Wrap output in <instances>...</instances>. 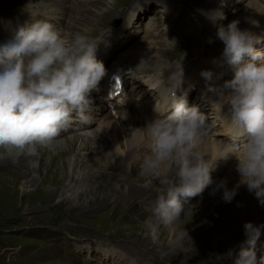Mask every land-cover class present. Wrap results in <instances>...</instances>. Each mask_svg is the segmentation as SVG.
<instances>
[{
    "label": "rangeland",
    "instance_id": "rangeland-1",
    "mask_svg": "<svg viewBox=\"0 0 264 264\" xmlns=\"http://www.w3.org/2000/svg\"><path fill=\"white\" fill-rule=\"evenodd\" d=\"M218 1L225 18L209 19L211 28L205 31L206 18L211 15H205L203 0H0V43L10 39L15 28L34 20L51 22L68 39L77 33L92 39L109 27L106 37L97 42L109 53L104 65L106 70L117 60L150 51L155 52L148 57L152 63L162 61L159 68L171 63L183 74L181 70L189 72L192 61L197 58L193 56L195 40H204L211 30L217 35L218 28H226L233 20L239 21L238 27L243 24L244 0ZM164 2L172 5V9L164 6ZM256 3L264 9V0H256ZM123 7L126 8L121 10ZM45 14L51 18L46 19ZM261 16L254 17L257 24ZM114 19L124 21L119 27L110 28ZM10 24L11 35L6 34V26ZM254 30L258 33L263 30L257 34L261 42L254 47L264 52V23ZM210 39L205 41V49L203 41L196 47L204 58L223 44L219 40L220 44L216 45ZM219 61L214 57L197 63L193 71H199L201 66L206 70L215 66L217 70ZM227 67L221 70L228 74L221 83L232 77V70ZM195 78L198 80L197 76ZM194 91L192 94L190 91L188 99L185 97L189 106L201 96L200 91L195 94ZM97 96L94 92L89 97L94 122L83 127L73 125L62 133L54 150H41L36 157H20L14 162L0 149V264H233L235 256L230 257L231 260L224 257L232 246L235 250L245 241L242 237L236 239V234L243 235L237 233L240 225L247 223L241 216L245 210H241L238 203L245 202L250 192L245 186H239L235 199L226 204V209L219 215L209 216L216 203H225L223 190L210 195L215 183L225 180L230 190L239 183L236 158L229 155L223 161L218 159L221 172L211 175L214 184L191 198L181 219L171 228H162L158 243H153L147 235L145 221L161 188L157 181L146 186L148 178L140 174L139 165L145 150L136 152L128 162L118 166L117 153L113 152L104 128L105 122L114 118L112 126L118 134L122 132V126L117 123L120 110L135 111L141 113L145 121L151 120L147 115L150 104L142 111L143 108L140 110L134 103L126 102L115 111ZM131 98V102L136 99ZM196 105L200 106V99ZM214 109L218 128L210 122L209 115L207 122L211 131L203 143L228 149L230 141L223 135L221 118ZM144 127L140 126L142 133ZM98 145L103 147V152L96 149ZM128 152L126 148L118 152L122 161ZM214 156L208 160L209 164L214 162ZM215 164L211 173L216 171ZM133 188L145 190L130 193ZM253 195L250 194V201L255 199L257 204L259 201ZM253 215L254 211L249 216L250 223L254 221ZM183 229L187 235L182 245L173 248L169 241ZM255 251L257 256L264 254V240H257Z\"/></svg>",
    "mask_w": 264,
    "mask_h": 264
},
{
    "label": "clouds",
    "instance_id": "clouds-1",
    "mask_svg": "<svg viewBox=\"0 0 264 264\" xmlns=\"http://www.w3.org/2000/svg\"><path fill=\"white\" fill-rule=\"evenodd\" d=\"M224 18L223 13H214V19ZM238 24L233 20L217 30L224 45L217 63L220 68L227 65L232 77L218 83L223 71L201 72L207 90L227 100L230 147L215 160L234 156L240 177L231 190L225 180L215 183L210 195L223 190L222 200L230 203L238 187L245 185L264 205V52L254 47L262 38L241 30ZM96 51V40L79 33L68 39L47 20L24 24L0 43V149L14 162L36 157L41 150H54L62 133L73 125L94 122L89 97L99 90L106 74ZM175 89L162 108L154 109L156 115L146 122L145 138L139 145L145 149L139 167L140 174L148 178L146 186L157 181L161 188L145 221L153 243H158L162 228H171L181 219L191 198L214 184L215 160L209 164L199 151L211 131L207 117L185 98H178ZM261 228L264 225H244L246 239L233 264H264V254L257 256L255 251ZM185 235L184 229L175 233L170 246H181ZM232 255L229 250L224 258Z\"/></svg>",
    "mask_w": 264,
    "mask_h": 264
},
{
    "label": "bare ground",
    "instance_id": "bare-ground-1",
    "mask_svg": "<svg viewBox=\"0 0 264 264\" xmlns=\"http://www.w3.org/2000/svg\"><path fill=\"white\" fill-rule=\"evenodd\" d=\"M203 1H204V4L206 5V10H205L206 13H205V15H208V14L211 15V16H209L208 19L205 17L206 20H207V22H208V24H206V27L204 28V30L205 31H208V28L209 29L211 28V24H212L211 21L216 20V19H214V13H216L217 11H219V12H221V13L224 14V12L222 10H220V7H219L220 6L219 5L220 3H219L218 0H203ZM243 2H245V4L243 5V7L246 6V15L244 17L243 24L239 28L241 30H248V31H250V32H252V33H254L256 35L257 34H260L261 32H263V30H260V32L258 33L254 29H255V27L257 25H260V24L264 23V9H263V7L258 6L257 3H256V0H244ZM167 3L168 2H164L163 4L167 8L168 7H171V9H172L173 6L172 5L168 6ZM260 14H262V16L259 18L260 19V23L257 24L258 21L257 20H254V17H258V15H260ZM45 15H43V16L46 19L51 18L48 14H45ZM167 15H168V13H167ZM179 15H181V13H179ZM1 20H2V18L0 17V25H1ZM11 24H10V26H6V34L7 33L9 35L12 34L11 31H10ZM21 26L22 25H20V27ZM213 27L214 26H212V28ZM19 28H15L14 31L16 32ZM108 31L105 32L100 38L101 39H104L106 37V35L109 33ZM166 31H167V28L165 27L164 32L166 33ZM166 35H167V33H166ZM210 38L213 39V41L216 43V45L220 44L217 35L215 33H213V31L211 30L210 33L207 34V37L204 40H201V39L200 40H195V44H194L195 50L193 49L194 50V55L193 56L197 57L196 59H199V58L203 57V54L198 53V51H197L198 48H196V47L203 41L204 42L203 43V48L205 49V47H206L205 41L207 42V40H209ZM211 42H212V40H211ZM100 43L101 42L97 43V47H99L102 50H104L105 51V54L109 57L108 51L104 47H102L100 45ZM223 48H224V46H223V44H221V46L217 50H213V51L209 52L208 53V54H210L209 57H207V58H204L203 57L204 58V62L206 60L213 59L214 57H218L219 59H221V55L219 56V54L221 52H223ZM192 51H188L187 53L192 52ZM132 54H134V53H132ZM198 54H200L202 56H199ZM154 55H155V52L153 53V52H150V51H145V52H142V53L141 52L140 53L138 52L137 54H134V55L130 56L131 59H121V60H117L115 63L112 64L111 68L114 67V68H120L121 70H123V69H125V67H131L133 65L138 66L139 64H143V63H145L147 61H150L151 59H148V57L149 56H154ZM158 57H159V54L157 55V58ZM158 60H157V63H156V61L154 63L151 62V64L149 63V65H151L154 69L160 71V73L163 74L161 76V78H162L161 84H163V86H162L161 91H160V96H162V98L160 99V101L158 102V104L152 108V112H153L154 116L156 115V113L154 112V109L159 110L160 108H162L168 102V100L166 99L168 93H169V95L172 96V94H173L172 92L175 89L174 84L176 85L178 83V78L180 76V74L177 73L178 69L173 67L174 64H171L170 63L169 66H165V64H164V66L162 68L161 67L159 68V64L162 61L160 60V63H159ZM120 66H122V67H120ZM194 67H193V70H194ZM136 68H133V69H136ZM213 68H216V67L213 66ZM195 70L196 71H193V75L191 73L187 77V83L186 84H187L188 90H184L182 92H181V90L184 89V86L182 85L184 75H181L180 76L181 83L175 89V94H177V96L179 95V97H183V98H185L187 96V98H188L190 91H191V94H192V92L194 90H195L194 91V94H195V92L197 90L195 89V87L192 88V83H195V82H198L199 81V79L197 80L195 78V76H197L198 78H200L199 77V72L202 71V69L200 68L199 71H198V69H195ZM217 70L221 71L222 68H220L219 66H217ZM227 70H229L228 67H227ZM181 71L184 72V69L181 70ZM175 75H176L177 79L172 80L171 76H175ZM224 76L227 77L228 74L225 73ZM143 77L148 79L147 80L146 87H148V86H151L152 87L153 80L151 79V76L149 74V70L146 69V74ZM192 78H193V80H192ZM165 83L168 84V85H166ZM137 84H138L137 82L133 81L130 86H127L126 85V81L123 82V85H122V88H121L122 93L120 94V98L121 97H123V98H121L119 100V102H117V104L115 103V101H114V104H112V105H114V108L113 109L115 111L117 109H119L120 106L124 105L126 102H128L129 104H133L134 103L133 104L134 107H139L140 110L143 108L142 111H145V108H147V106H148L147 105L148 102H145V96H144V94H142V93L139 92V89H138ZM166 91H168V93L165 94ZM94 92H96L98 94V91H93L92 93L94 94ZM130 92L132 93V96H131V93ZM207 93H208V95L214 96L221 104L226 105V103H227L226 98H221L219 100V97L217 95H215V94H213V93H211L209 91ZM133 96L136 99H134V101L131 102L130 99ZM97 97H100L99 94H98ZM198 99L195 102L193 101L194 103H192V106L193 105L194 106H197L196 104L198 102ZM139 100L141 102H139ZM204 101L208 102L209 100H207V98L205 96L202 97V99L200 101V106L198 107L199 111L202 112V113H205V116L207 117L208 120H210V118H208V117H209V115H211L212 120H210V122L215 125V128H218V124H217L218 118L209 109H206L205 107H203L204 106V103H203ZM104 103L106 104L105 101H104ZM138 103H140V106H136V104H138ZM226 107H227V105H226ZM135 110H136V108H135ZM206 110L207 111H210V112L209 113H206L205 112ZM129 112H124V111H121L120 110V112L118 113L117 123L122 126V132L120 134H118L117 130H115V126H112V124H113L112 122H114V118H110L104 124L105 132H106V134H107V136H108V138H109V140L111 142V147L113 149V152L117 153V155H116V157H117L116 164L118 166L123 165L125 163V161L128 162V159L131 156H134L136 154V152H139V151L141 152V150L143 149V148H140L139 145L142 143V141L145 138V132L142 133V130L140 129V126L141 125L142 126H146V122L148 120L145 121L144 119H142L141 118L142 117V114L141 113H138L137 114L135 111H131L130 113ZM147 115L150 118L149 112H147ZM220 128L222 130L223 135L226 136V139L230 141V138H231V127H230V123H229V121H228L227 118L221 123ZM119 135H122V138L119 137ZM201 145L202 146L199 147V151L201 152V154L205 157V159L207 161L209 159H211L212 156L215 155L213 157V161H214L224 150L227 149V148H223V147L221 149H219V147L216 146L214 143H211V144H208V145H206L205 143H202ZM125 148L129 152L127 153L128 156L126 155L125 160L122 161V159L118 155V152L119 151L121 152V150H123ZM96 149L97 150H101V152L104 151L103 147L100 146V145H98V147H96ZM143 150H145V149H143ZM219 159L221 161L224 160L223 158H219ZM215 163H216L215 164L216 171H214L213 173H211V175L217 176V175H219V172H221L220 171V163L218 162V159L215 160ZM241 186H245V185H240V187ZM245 188H247V187L245 186ZM135 190L136 191H139V193H141L145 189H136V188H133L130 191V193H134ZM250 194L251 193H249V195H248L249 196L248 199H244V200H246L245 202L238 203V204H240V209L241 210H245L243 212V214L241 215L242 216V219L244 221H246L247 223H249V221H248L249 216L254 211V215L252 216L254 221H252L251 223L253 225H256V226L264 225V205L261 206V204L259 202L256 204L254 202L255 199H253L252 201H250V199H251L250 198ZM252 194H254V193H252ZM235 197H234V199H235ZM253 197L256 198L254 195H253ZM226 204L227 203H221V202L216 203L214 205L213 210H212V214L209 217H212V216L214 217L216 214L219 215L220 212H222L224 210ZM241 204H242V207H241ZM259 205H260V207H258ZM244 216H246V217H244ZM195 217L199 218V215H195ZM240 219H241V217H240ZM210 221H211V218H210ZM245 224L246 223H244L243 225L241 224L240 225L241 227L239 229L240 232H237V233H241L243 235L236 234V239L237 238H240V237H242V239H246L245 234H244V225ZM263 236H264V229L261 228V235H260L259 239L264 240V237ZM239 248L240 247H237L234 250V246H232V253H233L232 257L236 255L235 253L239 251ZM233 251H236V252H233ZM231 258H230V260H231Z\"/></svg>",
    "mask_w": 264,
    "mask_h": 264
}]
</instances>
